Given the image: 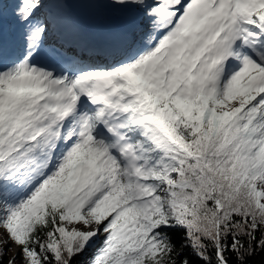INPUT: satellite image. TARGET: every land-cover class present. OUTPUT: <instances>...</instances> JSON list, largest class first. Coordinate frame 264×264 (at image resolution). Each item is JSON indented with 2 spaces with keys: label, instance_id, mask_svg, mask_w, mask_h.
I'll return each mask as SVG.
<instances>
[{
  "label": "snow or ice",
  "instance_id": "snow-or-ice-1",
  "mask_svg": "<svg viewBox=\"0 0 264 264\" xmlns=\"http://www.w3.org/2000/svg\"><path fill=\"white\" fill-rule=\"evenodd\" d=\"M0 230V264H264V0H0Z\"/></svg>",
  "mask_w": 264,
  "mask_h": 264
},
{
  "label": "rangeland",
  "instance_id": "rangeland-1",
  "mask_svg": "<svg viewBox=\"0 0 264 264\" xmlns=\"http://www.w3.org/2000/svg\"><path fill=\"white\" fill-rule=\"evenodd\" d=\"M1 232H3V230H0V234H1ZM18 251V249L16 248V246L13 244L12 246H11V251L8 253V257L7 258H11V256L15 253V252H17Z\"/></svg>",
  "mask_w": 264,
  "mask_h": 264
},
{
  "label": "bare ground",
  "instance_id": "bare-ground-1",
  "mask_svg": "<svg viewBox=\"0 0 264 264\" xmlns=\"http://www.w3.org/2000/svg\"><path fill=\"white\" fill-rule=\"evenodd\" d=\"M0 239H3V232H1L0 234Z\"/></svg>",
  "mask_w": 264,
  "mask_h": 264
},
{
  "label": "trees",
  "instance_id": "trees-1",
  "mask_svg": "<svg viewBox=\"0 0 264 264\" xmlns=\"http://www.w3.org/2000/svg\"><path fill=\"white\" fill-rule=\"evenodd\" d=\"M9 259V258H8Z\"/></svg>",
  "mask_w": 264,
  "mask_h": 264
}]
</instances>
